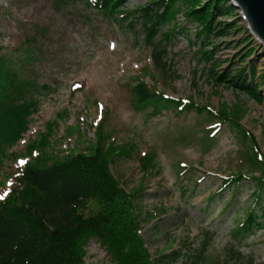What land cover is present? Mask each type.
Returning <instances> with one entry per match:
<instances>
[{"label": "rangeland", "instance_id": "obj_1", "mask_svg": "<svg viewBox=\"0 0 264 264\" xmlns=\"http://www.w3.org/2000/svg\"><path fill=\"white\" fill-rule=\"evenodd\" d=\"M151 1L127 0L124 8L136 10ZM177 5L176 25L181 29L172 30L174 23L161 28L162 33H171L165 43L166 74L153 63L152 46L146 43L138 13L128 22L84 0H0V62L31 79L37 88L31 96L39 104V112L31 115L34 121L25 139L53 120L59 123L52 136L59 148L69 136L74 144L75 137L95 143L97 136L90 124L95 127L105 113L102 130L106 143L116 139L117 145L136 146L128 157L113 160L114 175L128 191L145 185L135 200L141 219L158 211L152 220L141 223L152 255L180 250L181 257L170 259V264H191L209 236L202 264H213L219 258L224 264V257L228 259L226 264H264V225L243 237L234 233L253 203L255 181L246 179L235 190L231 186L215 192L230 174L252 170L247 159L242 163L247 148L239 129L229 121L223 122L211 138L216 128L210 127L219 119L206 111L184 108L180 112L170 106L153 115L152 106L146 110L135 106L132 85L136 78L142 76L149 82L160 78L159 89L165 94L193 97L196 103L219 109L225 105L232 110L241 108V122L250 128L264 151V84L259 88L263 97L260 101L242 91L241 82L235 79L229 83L216 81L220 76L225 80L224 70L239 68L249 79L252 69L258 71L259 77L253 81L261 83L264 43L249 33L240 9L233 5L235 15L216 17L215 21L237 20L239 28L224 27L223 36L215 33L207 39L212 41L206 44L207 49L218 64L211 72L210 59L199 60V45L194 41L197 23L186 19L184 2ZM161 38L158 33L156 39ZM97 103L103 109L96 110ZM61 113L63 116H59ZM77 116L83 119L80 125L88 133L86 137L79 123L67 134L66 121L71 123ZM24 144L19 143L14 150H22ZM145 152L154 157L156 166L146 183L138 158ZM17 167L14 160L7 159L2 169L11 177ZM262 200L263 205L264 194ZM233 249L241 252L239 258H229ZM86 250L89 264H112L97 239H91Z\"/></svg>", "mask_w": 264, "mask_h": 264}, {"label": "trees", "instance_id": "obj_2", "mask_svg": "<svg viewBox=\"0 0 264 264\" xmlns=\"http://www.w3.org/2000/svg\"><path fill=\"white\" fill-rule=\"evenodd\" d=\"M84 1L128 22L133 15L137 17L136 14H140L146 43L152 46V59L159 70L168 69L164 60L168 53L165 43L171 37L170 32L162 33L161 28L166 24H176L180 10L178 2L187 5L188 10L184 13L186 19L197 23L194 41L199 45V60L210 59L211 72L218 64H215L212 51L207 49L206 44L212 42H207V39L215 33L223 36L224 27L229 30L239 28L237 20L224 23L215 21L216 17L235 15V7L230 0H154L130 11L124 8L127 0ZM129 26H133V21ZM180 28V25H176L172 29ZM158 33L162 34L163 39H156ZM247 57L246 52L244 62ZM222 76L225 80L222 81L220 76L216 81L229 83L235 79L236 83L241 82L242 91L263 100L259 88L264 80L261 83L253 81L259 77L255 69L251 70V79L239 68L231 72L224 70ZM158 88L155 82L150 84L146 78L137 77L132 85L137 109L146 110L152 106L150 114L158 115L163 108L170 106H180V110L196 108L221 121H229L239 129L247 148L244 158L252 170L250 173L247 169L246 172L230 174L220 189L232 184L238 186L246 178L254 180L253 204L234 233L236 237H243L262 227L264 151L252 131L241 123L242 109L235 107L232 110L229 105L222 109L197 106L193 98L185 103L181 99L165 97ZM35 89V82L0 62V169L13 156L8 152L10 147L27 130L31 115L39 108L31 96ZM59 116H63V113ZM57 125L55 121H48L46 130L27 146L25 154H28L29 160L14 176L6 197L0 200V264H89L85 257L86 246L91 239L101 243L112 264H170V259L181 257L180 250L158 256L151 254L141 234V214L135 203L145 185L127 191L111 170L113 160L117 156L128 157L136 148L135 144L117 145L112 141L106 146L103 124L100 123L96 129L95 143L84 140L87 144L83 149L71 148L65 152L52 139ZM71 128H76V125H68L67 134ZM139 160L146 183L156 167L154 157L143 153ZM5 183L0 179V185L5 186ZM257 207L259 212H256ZM153 216L156 213H147L145 218L152 219ZM208 243L209 236L191 264H202ZM230 254L229 258L237 259L241 252L233 249ZM220 260L213 264H223ZM227 260H224V264Z\"/></svg>", "mask_w": 264, "mask_h": 264}, {"label": "water", "instance_id": "obj_3", "mask_svg": "<svg viewBox=\"0 0 264 264\" xmlns=\"http://www.w3.org/2000/svg\"><path fill=\"white\" fill-rule=\"evenodd\" d=\"M234 5L242 9L252 33L264 41V0H235Z\"/></svg>", "mask_w": 264, "mask_h": 264}, {"label": "bare ground", "instance_id": "obj_4", "mask_svg": "<svg viewBox=\"0 0 264 264\" xmlns=\"http://www.w3.org/2000/svg\"><path fill=\"white\" fill-rule=\"evenodd\" d=\"M234 1H235V0H230V2H232L233 4H234ZM247 26H248V28L250 29L249 31H251V26L249 25L248 22H247ZM250 33H251V32H250ZM256 37L259 38V40L262 41V42L264 43V41H263L258 35H256Z\"/></svg>", "mask_w": 264, "mask_h": 264}, {"label": "snow or ice", "instance_id": "obj_5", "mask_svg": "<svg viewBox=\"0 0 264 264\" xmlns=\"http://www.w3.org/2000/svg\"><path fill=\"white\" fill-rule=\"evenodd\" d=\"M5 195H7V193H5L4 195H0V200H3L5 198Z\"/></svg>", "mask_w": 264, "mask_h": 264}]
</instances>
